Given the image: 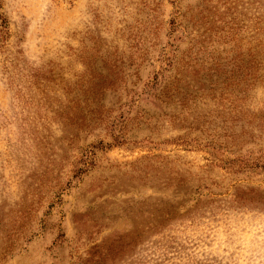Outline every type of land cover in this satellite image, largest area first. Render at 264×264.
<instances>
[{"label": "rangeland", "instance_id": "374dc122", "mask_svg": "<svg viewBox=\"0 0 264 264\" xmlns=\"http://www.w3.org/2000/svg\"><path fill=\"white\" fill-rule=\"evenodd\" d=\"M0 15V264H264V0Z\"/></svg>", "mask_w": 264, "mask_h": 264}, {"label": "trees", "instance_id": "16d2710c", "mask_svg": "<svg viewBox=\"0 0 264 264\" xmlns=\"http://www.w3.org/2000/svg\"><path fill=\"white\" fill-rule=\"evenodd\" d=\"M6 21L5 19L0 15V33L3 31L2 29H5ZM264 62V42H261L260 39L255 40V44L249 45L246 53V59L244 61L243 66L238 65L236 66L233 77H237L240 74H242L241 79L232 80V83L238 84L239 81L245 82V85L249 87L253 84L254 80L259 79V77H262L261 74H259V69L261 68ZM245 80V81H244ZM166 99H169L170 96L166 95ZM256 121V125L258 127H264V111L259 112L258 114H253L247 123H252L253 121ZM164 216L166 217L167 221L172 220L175 218V216H179L175 208H172L171 210H168L164 213ZM174 216V217H173ZM159 224V223H158ZM139 233V232H138Z\"/></svg>", "mask_w": 264, "mask_h": 264}]
</instances>
